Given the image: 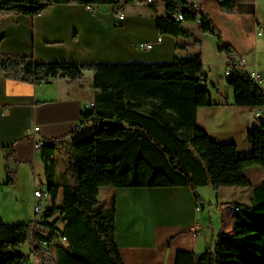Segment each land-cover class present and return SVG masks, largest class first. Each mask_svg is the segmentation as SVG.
I'll list each match as a JSON object with an SVG mask.
<instances>
[{"label": "trees", "instance_id": "16d2710c", "mask_svg": "<svg viewBox=\"0 0 264 264\" xmlns=\"http://www.w3.org/2000/svg\"><path fill=\"white\" fill-rule=\"evenodd\" d=\"M142 1L0 0V15L37 16L54 5H111L117 14ZM146 5L154 13L164 7L156 15L160 34L193 37L186 24L197 22L201 33L214 36L228 58L226 81L234 87L235 104L264 107V88L244 69L242 56L207 13L187 0ZM220 9L235 14L237 5L221 0ZM193 45L199 47L201 40L195 38ZM0 72L32 84L54 78L77 83L90 72L97 90L94 106L85 108L78 124L79 131L91 127L89 134L70 142L63 136L44 139L41 155L52 204L40 221L0 220V264H26L33 253L42 264H124L115 238V197L106 205L95 189L188 186L200 204V187H249L247 169L264 170V121L248 130L253 149L245 156L239 155L235 142L217 141L199 125L198 108L214 104L201 53L161 63H78L41 62L33 55L0 51ZM60 146L65 164L58 174ZM3 149L11 161L14 150ZM6 172L10 185L14 180L9 166ZM234 218L239 232H219L214 246L201 253L180 249L175 264H264V177L253 189L251 204L237 203ZM26 243L32 246L28 253L22 250Z\"/></svg>", "mask_w": 264, "mask_h": 264}, {"label": "crops", "instance_id": "0c3cea01", "mask_svg": "<svg viewBox=\"0 0 264 264\" xmlns=\"http://www.w3.org/2000/svg\"><path fill=\"white\" fill-rule=\"evenodd\" d=\"M187 1L211 17L225 41L244 59V69L257 72L256 80L264 88V0H229L237 5L235 14L223 13L221 0ZM160 6L154 13L145 4L129 5L123 10V19L111 5H54L37 16L0 15V36H4L0 51L33 55L41 62L78 63H161L201 53L214 104L198 108V123L213 139L235 142L239 155L251 154L247 132L264 121V107L235 104L234 87L226 81L228 58L219 51L216 38L200 32L197 22L186 24L193 37L160 34L156 28V15L164 13ZM116 21L120 24L115 25ZM195 38L201 40L199 47L193 45ZM143 42H151L153 47L140 50L138 44ZM96 93L90 72L77 83L54 78L43 84L7 79L0 72V157L4 161L0 219L8 223L25 216L28 219L24 222L37 220L34 190L47 184L42 155L35 144L41 138L63 136L67 142L77 138L82 131L78 128L82 113L94 102ZM35 126H39L38 131ZM6 146L14 150L9 162L3 149ZM63 159L57 160L56 169L64 164ZM6 166L14 180L10 185L6 184ZM246 172L252 186L217 190L202 186L198 189L200 204L188 186L112 190L116 200L115 238L124 264H175L178 250L201 253L214 246L219 232H239L234 218L236 205L251 204L253 189L264 177L260 166ZM254 172L257 180L252 177ZM18 175L22 176L21 188ZM206 187L215 191L214 199ZM20 190L26 193L19 194ZM98 193L95 189L97 197ZM20 198L29 203L26 212L17 203ZM61 199L60 191L57 203ZM45 200H51L50 207L52 199L44 198L42 205Z\"/></svg>", "mask_w": 264, "mask_h": 264}, {"label": "rangeland", "instance_id": "374dc122", "mask_svg": "<svg viewBox=\"0 0 264 264\" xmlns=\"http://www.w3.org/2000/svg\"><path fill=\"white\" fill-rule=\"evenodd\" d=\"M161 7V6H160ZM160 7H159V9H160ZM131 9V8H130ZM131 12V11H130ZM214 37V36H213ZM215 38V37H214ZM91 132V130H90V128L88 129V127L86 126V127H84V128H82V131L79 133V135H78V137L77 138H75V139H80L81 137H83L84 135H87V134H89ZM57 160H58V162H60V160L62 159V157H64L65 158V155H64V151H63V149L62 148H59V150H58V152H57ZM64 160V164H65V159H63ZM3 164H4V161H3V159L0 157V174H1V172H2V167H3ZM64 164L61 166V167H58L57 168V173L59 174V172L60 171H62L63 170V168H64ZM252 177H254L256 180L258 179V176H257V173L256 172H254V174L252 175ZM7 178V177H6ZM17 184H18V186L21 188L22 187V176L21 175H18V177H17ZM40 185V184H39ZM38 187H41V186H38ZM44 189H45V191H47V187H43ZM207 188V191H209L210 192V196H211V199H212V197H213V199H214V197H215V195H216V193H215V191L212 189V187H206ZM115 188L114 187H112V186H103V187H99V188H97V190H99L100 191V193H98V197H99V199H102V201L106 204V205H108L110 202H111V200H112V198L114 197L113 195V193L111 192L112 190H114ZM23 193H26V191H24V192H22L21 190H20V192H19V194H23ZM104 197L106 198L105 200H104ZM50 201L51 200H45L44 202H43V205H42V209L43 210H45L46 208H44V207H48L49 205H50ZM17 203H19L20 205H21V207L23 208L22 209V211L23 212H26V210H28L29 209V203H28V201H26L24 198H20L18 201H17ZM24 215H25V213H24ZM21 219V218H20ZM23 220H18L17 222H15V221H12V222H9V223H24V221H27V217L25 216V218L23 217L22 218ZM42 219V212H39L38 214H37V221H40ZM0 220H2V219H0ZM20 221V222H19ZM30 244L29 243H26V244H24L23 245V252H25V253H28L29 251H30Z\"/></svg>", "mask_w": 264, "mask_h": 264}, {"label": "built area", "instance_id": "2783aa9c", "mask_svg": "<svg viewBox=\"0 0 264 264\" xmlns=\"http://www.w3.org/2000/svg\"><path fill=\"white\" fill-rule=\"evenodd\" d=\"M152 1L153 0H143L142 2H139V3L146 5L148 3H151ZM197 7L198 6H196V8ZM118 16H119L120 19H123L124 16H125V14L123 12H119V15ZM178 18L179 19H182L183 17H182V15H179ZM262 34H263V32L260 31L259 32V35H262ZM152 47H153V43H151V42H143V43L138 44V48L140 50H149ZM241 62H242V64L244 63V59L243 58H242ZM227 74H229V71L228 70L226 71V75ZM250 74L255 79H257L259 77V74L257 72H251ZM93 106H94V103L91 102V103H89L86 106V108H92ZM34 130L35 131H38L39 130V126H35L34 127ZM44 142H45V140L42 139V138L41 139H38V141L36 142L35 147H36V149L39 152L42 151V146L44 145ZM34 196H35V204H34V210H35V212L36 213L43 212V209H42V200L44 198H49L50 197L48 191H45V189H43L41 187L36 188L34 190ZM26 264H42V263H41L40 259L38 258L37 254L33 253V255L26 262Z\"/></svg>", "mask_w": 264, "mask_h": 264}]
</instances>
